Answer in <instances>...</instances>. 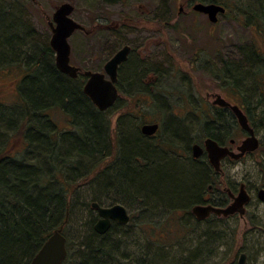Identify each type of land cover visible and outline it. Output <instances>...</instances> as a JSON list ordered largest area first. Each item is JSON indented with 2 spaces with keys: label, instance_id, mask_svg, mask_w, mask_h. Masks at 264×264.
Returning a JSON list of instances; mask_svg holds the SVG:
<instances>
[{
  "label": "trees",
  "instance_id": "1",
  "mask_svg": "<svg viewBox=\"0 0 264 264\" xmlns=\"http://www.w3.org/2000/svg\"><path fill=\"white\" fill-rule=\"evenodd\" d=\"M255 1L260 15L264 16V0ZM5 4L7 8L0 1V68L21 65L24 73L18 89L22 106L16 107L19 109L13 107L10 112L0 110V264H29L53 230L67 220L66 229L75 210L91 215L93 202L123 205L121 199H124L138 204L140 211L149 216L154 215L153 211L158 212L159 207L165 209L173 203H200L206 182L205 169L195 161H187L189 165H184L187 169H181L180 163L184 161L168 159L157 149L164 145L152 147L134 129L127 133L126 130L133 128L128 123L122 125L124 132L117 157L109 156L111 136L103 120L104 112L98 111L83 94L80 78L78 85V78L71 79L56 70L51 62V49L40 47L19 12L9 11L8 2ZM244 61L245 69L226 64L219 77L229 87V90H223L237 103L241 102L255 130L254 110L264 107V53L252 47L244 54ZM126 68L123 86L128 90L121 89L115 104L133 88L142 87L135 65L127 64ZM249 96L253 98V105L247 101ZM45 109L64 113L70 119L71 130L58 131L55 122L43 114ZM218 115L216 119L213 117V123L207 124L206 135L223 141L232 137L229 122H234L222 112ZM167 122L168 139L186 144L189 129L176 121L172 125ZM14 126L22 132L26 147L20 156L13 158L4 151L3 143L7 131L17 130H11ZM98 156V161L92 165ZM174 169L178 170L176 174ZM184 177L189 178L188 182L177 183ZM83 187L87 194L80 189ZM101 198L106 200L104 204ZM86 219L84 225L88 230L78 237L73 264H121L117 257L121 255L123 241L125 248L128 245L141 251L136 239L130 237L126 242V237L117 236L116 231H121L122 226L112 224L105 234L99 235L93 229V217ZM222 221L225 219L215 216L196 220L205 227L197 239V247L191 248V244L186 246L187 249H178V255L151 254V251L141 252L140 259L135 258V254L130 255L137 264H154L155 261L159 264H210L226 241L219 231ZM65 237L68 257L64 264L73 256L71 241ZM145 256L152 257V261L146 260ZM125 259L124 264H133L134 259L131 262Z\"/></svg>",
  "mask_w": 264,
  "mask_h": 264
},
{
  "label": "rangeland",
  "instance_id": "2",
  "mask_svg": "<svg viewBox=\"0 0 264 264\" xmlns=\"http://www.w3.org/2000/svg\"><path fill=\"white\" fill-rule=\"evenodd\" d=\"M0 1H2L5 8H7L5 1L8 2L9 11L13 13L19 12L21 20L30 29L31 37L40 44V47H49L51 32L47 25V19L51 18L54 11L61 4L69 3L74 7L71 18L91 33L90 36L85 37L83 33L75 32L69 38L71 63L74 66L81 67V72L83 69L85 71H98L100 66L104 64V58L108 53L105 49L106 44H109L114 38L108 35V31L102 32L97 27L105 21H110L111 17L116 14V10L120 11L118 8H112L105 0ZM160 1H163L165 5V22L169 21L168 23L175 24L176 29L180 30L179 37H176L175 50L172 53H167V55L165 50L163 73L160 72V75L157 73L153 75L155 80L152 89L147 88L142 91V88H138V93L134 94L132 102H130L129 98L133 93L131 91L127 92L129 94L125 95L120 103L114 104L103 113V120L105 126L109 128V135L111 136V148L110 146L108 148V151L111 152L109 156L117 157L118 148L121 147V136L124 132L122 125L124 126L128 123V126L133 128L126 130V132L132 133L134 129L141 136L139 128L143 123L158 122L160 123L159 132L156 137H145L147 139L146 142L152 147L154 145H164L165 148L159 146L157 149L168 159L184 161L180 165H182L181 169L186 170L187 167L184 165H189L187 161H192L189 149L195 142L202 141V137L207 132V124L214 122V118L206 115L207 111L203 105V103H206L208 108L211 106L212 100L204 102L206 94H220L226 100L236 102L232 95L223 90H229V87L219 77L223 66L226 64L240 65L242 69H245L244 54L248 49L251 50L253 47L257 52L264 53V16L260 15L257 8L258 4L255 0H214L227 8V15L219 17L217 24L213 25V34L210 35L208 32L209 28L204 25V20L201 16L193 17L190 13L178 16L180 4L187 5L191 1L195 2L198 0H132L133 9L130 12L141 11L137 8L138 3H142L147 8H154L153 5H157ZM154 12H156L155 9ZM244 12L248 17L261 18L260 23L257 24V29L252 25L253 22H243L240 14ZM207 24L209 25V23ZM106 25L109 26L108 23ZM194 27L195 32L191 30ZM166 33L172 34L171 32ZM174 39L175 36L172 35V40ZM101 61L103 63L100 65ZM51 62L52 64L54 63V55H52ZM172 69H175L174 72ZM23 71L21 65H10L0 68V110L10 112L9 110H12L13 107L15 109L19 104L22 106L21 93L18 89L19 85L22 84L21 74L24 73ZM79 78L76 81L78 85H80L78 83ZM79 82L81 81L79 80ZM84 83L85 81L81 83V88ZM156 83L158 85L155 86ZM123 88L125 89V87ZM247 101L253 105L252 97L249 96ZM262 110H264V107L254 110L255 134L259 139L261 148L259 147L256 153L246 156L239 163L224 165L225 176L223 179L212 176L206 159L200 158L197 161V165L206 171V182L201 196H206V198L210 196L218 198L220 196L222 198V194L226 193L224 188H229L236 193L239 184L243 182L247 185L251 197V202L246 207V214L243 218L237 215L219 222V228L221 229L219 231L226 238V241L222 243L221 248L219 247L218 255L211 260L212 263L210 264H238V258L241 253L246 255L247 264H264V203L260 202L256 197L257 191L264 189V111ZM212 112L216 119L221 111L212 109ZM43 114L55 122V127L58 131L71 130L70 119L60 110L45 109ZM197 114L202 116L197 117ZM170 115L172 116L169 117ZM169 118L189 129L186 144L179 140L174 141L175 144L177 143V149L167 146L162 141L168 139L167 133L169 129L166 130V122ZM170 119L168 122L172 125L174 122ZM229 125L228 129L231 136L235 140L241 141L243 135L240 129L231 125V122H229ZM14 129L17 130L6 132L7 137L4 138L3 143L5 146L4 151L8 152V156L13 158L20 156L26 147L22 132H19V128H15V126L11 128V130ZM172 145L170 144V146ZM100 158H103V155ZM98 159L99 156L93 160L92 165L96 164ZM99 170H101V167ZM177 171L174 169L175 174ZM175 180L176 177L173 182ZM188 180V177L180 178L177 183H185ZM209 186L211 190H209ZM86 187L80 189L86 193ZM109 194L110 196L114 195L113 193ZM101 199L104 204L106 200ZM89 200L87 202H90ZM121 201H124L123 205L130 214L131 220L126 226H122V233L121 231H116V233H119L117 236L126 237V242L127 238H134L137 244L142 247L141 251L135 250L128 245L125 248L123 241V245L120 247L121 255L117 257L121 264L125 263V258H128L130 262L134 259L133 264H137L135 258L140 259L141 252L145 254L150 253L149 251H151V254L168 253L170 254L169 256H172L174 253V255H178L176 252L178 249L182 250V248L191 244V248H196L197 239L205 231V227L196 223L195 217L191 215V207L195 205L193 203H173L165 209H163L164 207H159L158 212L155 213L153 211L154 215L149 216L142 210L140 211L138 204L124 199H121ZM114 204L116 203L102 206L107 207ZM78 205L79 202L76 207ZM83 208L81 206V209ZM88 216L93 217L95 222L97 212L93 211L89 215V212L84 211L82 213L79 210L78 213L75 210L69 224L63 231L64 235L71 241L72 255L79 243L80 239L78 237H81L88 230V227L84 225ZM130 253L135 254V258L131 257ZM145 258L148 261H152V257L145 256ZM73 260L74 255L66 264H73ZM153 263L159 264L157 261ZM165 263L169 264L168 262Z\"/></svg>",
  "mask_w": 264,
  "mask_h": 264
},
{
  "label": "water",
  "instance_id": "3",
  "mask_svg": "<svg viewBox=\"0 0 264 264\" xmlns=\"http://www.w3.org/2000/svg\"><path fill=\"white\" fill-rule=\"evenodd\" d=\"M74 8L69 3L61 4L52 15V22L48 20V26L52 33L49 41L50 48L55 53L56 69L70 78H76L78 70L69 64L70 46L68 39L78 30L84 31L83 27L71 19ZM193 10L208 16L211 23L217 22V15L224 13V8L216 4L197 3ZM129 48L124 47L119 50L104 66V73L85 72L87 78L83 93L90 100L92 105L100 112L109 109L118 97L115 85L116 71L118 65L124 62L127 57ZM108 77L106 79L105 77ZM213 105L221 108L228 107L234 114L237 124L247 134V137L237 146L236 152L231 151L228 147L219 146L214 140L206 139L203 142L204 149L199 145L192 146V157L198 159L203 151L207 154V159L215 171H220V160L230 157L234 160H240L248 153H253L259 148V141L254 134V130L248 123L245 114L237 107L230 105L220 95L213 96ZM158 129L157 124H145L140 128L144 136H152ZM232 202L225 207H215L208 205H194L190 212L198 220L202 221L211 215L216 217L227 218L238 214L242 218L245 214V206L250 202V196L241 184L236 196L228 191ZM257 199L264 203V189L256 193ZM91 208L97 212L100 217L94 224V231L99 234H105L111 227L112 223L120 226L127 225L130 217L126 208L120 204L108 207H101L97 203H92ZM67 221V220H66ZM66 221L58 228L54 229L46 241L42 244L37 253L33 256L29 264H63L67 258L66 237L63 229ZM246 255L241 254L238 264H245Z\"/></svg>",
  "mask_w": 264,
  "mask_h": 264
},
{
  "label": "flooded vegetation",
  "instance_id": "4",
  "mask_svg": "<svg viewBox=\"0 0 264 264\" xmlns=\"http://www.w3.org/2000/svg\"><path fill=\"white\" fill-rule=\"evenodd\" d=\"M105 2H107L114 9L118 8L120 11L118 12L116 10V14H114L111 17V20L108 22L105 21V22L101 23V25L99 27H97V29H100L102 32H105V30L108 31V35L114 39H113V41L110 40L111 42H109V44H106L105 49L108 51V53H107V56L104 58L105 61L103 60L104 64L101 65L103 63V61L100 62L101 66H100L98 71H91V70L85 71L83 69L81 72L82 68L78 67V66H74L71 63V61L69 60L70 65H72L73 67H75L78 70L77 77L75 79L80 77L81 82H83V81L86 82L87 78L84 76L85 72L104 73V66L107 63V61L110 58H112L119 50H121L124 47H127V48H129V51L127 53V57L124 60V62H122L121 64L118 65V68L116 71V82L113 84L116 87V90L118 93V98L121 96L120 91L124 87L123 83L124 82L126 83L124 71H128V68H126L127 64L135 65L137 71L140 72L139 83H140V85H142V87H140V88H142L141 90L143 91V89H147V88L152 89V87L154 86L153 84H154V80H155V77L153 75L155 73H157V74H159L160 72L163 73V66H164L163 63H164L165 50H166V55L169 52H171V53L174 52L175 46H176L175 42L177 41L176 37H179L180 30L178 31L176 29L175 24L168 23L169 21L165 22V20H164V6L165 5H164L163 1H160L157 5H153V3H152L154 8H147L142 3H138L137 8L140 9L141 11L136 10L135 12L134 11L130 12V10L133 9L132 0H105ZM197 3H201L204 5L216 4V5L222 6L224 8V13L223 14L219 13L217 15L218 16L217 22L219 20V17L227 15V8L225 6L219 4L218 2L214 1V0H198L195 2L191 1L187 5H184L183 3L179 5L178 16L186 15L187 13H190L193 17H200L201 16L204 20V25L208 26V28H209L208 32L210 33V35H212L213 31H214L213 25H216L217 22L211 23L209 21L207 15L194 11L193 6ZM154 9L156 10V12H154ZM240 15L242 17L243 22H245V21L247 23L253 22L252 25L256 29L258 28L257 24L260 23L261 18H259V17L256 18L253 16L248 17L245 12L240 14ZM107 23L109 24V26L106 25ZM207 23H209V25ZM191 30H193L194 32L196 31L195 27L192 28ZM94 31H95V29H94ZM125 31H126V33H125ZM76 32L83 33L85 37H88L91 34L86 29H85V31L78 30ZM166 32H171L172 34L166 33ZM124 33H125V35H124ZM172 35L175 36L174 40H172ZM70 54H71V49H70ZM172 70L174 72L175 69H172ZM105 78L108 79L107 76ZM148 85H150V86L152 85V86L150 87ZM156 85H158V83H156L155 86ZM137 91H138V88H133L131 90L133 95L130 96L131 98H129L130 102H132L131 100H132L133 96H135L134 94L138 93ZM141 93H143V92H141ZM214 95H217V94H212V93L206 94V97H205L206 100L204 102H208L210 100H212V102H213V100H214L213 96ZM226 101L230 102V104H232V105L237 104V103L230 101V100H226ZM203 105L205 106V109L207 111L206 112L207 116H211V118H213L214 114H213V112L211 113L212 109L220 110L222 113H225L226 116L231 117V119L234 122V123H231V125H234V127L235 126L238 127L236 118H235L234 114L232 113V111L229 110L228 107L218 108V107L214 106L212 103H211V106H209V108H208V105L206 103H203ZM171 116L172 115H170L169 117H171ZM201 116L202 115L197 114V117H201ZM228 121H230V120L228 119ZM153 123H157L158 127L160 128V123H158V122H153ZM141 126H140V128H141ZM140 128H139V131H140ZM140 134H141V136L146 137V138L156 137V134H154L152 136H144L141 132H140ZM241 134L243 135V138H244L245 137L244 132L241 131ZM208 138H210V137H208L205 133V135L202 137V141L199 140L201 142L197 141L193 145H199L200 147H202L204 149L203 144L201 145V143H203L204 140H206ZM162 141H163V143H165L169 147H175L176 149L178 147L177 143L175 144L174 141H172L173 143L171 141H169L168 139L162 140ZM215 141L218 143L219 146L228 147L231 151H234V152L236 150L237 145L240 143V141H237L234 138H232V139L231 138H227V139L225 138L223 141H218V140H215ZM170 144H173V145L170 146ZM192 146L189 149V154L191 155L190 157H191L192 161L197 162L200 158L206 159V161H207V163L211 169L212 176L215 178L223 179V177L225 176L224 171H223L224 165H226V164H230V165L232 164L233 165V164L241 162L245 158V156H244L240 160H234V159H231L230 157H225L222 160H220V164H219L220 171H215L208 162L206 152H203L201 157H199L198 159H194L192 157V150H191ZM157 148H159V147H157ZM241 184H244V189L249 194L248 189H247V185L242 182L239 184V187ZM239 187H238V191H239ZM208 188H209V190H211L210 186ZM224 190L226 192V196H224L223 194H222V198H220V196L218 198H214L212 196L206 198V196H201L200 197V203H197L195 205H208V204H210V205L215 206V207L227 206L228 204H230L232 202V199L230 198L227 190L230 191V193L234 196H236L238 191L236 193H234L229 188H224ZM249 196H250V194H249ZM249 203L246 205V207L249 205ZM235 215H237V214H235ZM235 215H233V216H235ZM113 224H116V223H113Z\"/></svg>",
  "mask_w": 264,
  "mask_h": 264
},
{
  "label": "bare ground",
  "instance_id": "5",
  "mask_svg": "<svg viewBox=\"0 0 264 264\" xmlns=\"http://www.w3.org/2000/svg\"><path fill=\"white\" fill-rule=\"evenodd\" d=\"M96 203V202H95ZM100 217L97 215V219H99ZM95 224V223H94ZM94 226V225H93Z\"/></svg>",
  "mask_w": 264,
  "mask_h": 264
}]
</instances>
